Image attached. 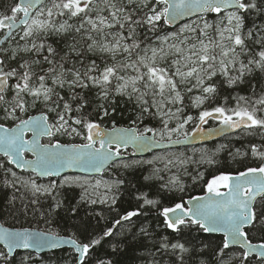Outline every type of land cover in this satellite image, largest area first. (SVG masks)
<instances>
[{"label":"snow or ice","instance_id":"obj_1","mask_svg":"<svg viewBox=\"0 0 264 264\" xmlns=\"http://www.w3.org/2000/svg\"><path fill=\"white\" fill-rule=\"evenodd\" d=\"M0 6V264H64L66 247L89 264L104 244L95 264H264V0ZM225 150L238 167L205 180ZM145 165L143 184L112 177ZM185 176L206 194L185 200ZM98 205L115 213L99 231Z\"/></svg>","mask_w":264,"mask_h":264},{"label":"trees","instance_id":"obj_2","mask_svg":"<svg viewBox=\"0 0 264 264\" xmlns=\"http://www.w3.org/2000/svg\"><path fill=\"white\" fill-rule=\"evenodd\" d=\"M15 0H8V3H14ZM5 11V9L0 6V13H3ZM210 17V16H209ZM130 107L131 106H127V105H121V109L118 111V113L116 114V116L114 117V119L117 122V126H121V127H128L130 125V116H131V112H130ZM146 123H148L146 121ZM104 127H109L110 124L108 122H106L104 125ZM151 126V125H150ZM62 142H69L68 140H66L65 138H61ZM77 142V141H75ZM228 140L225 138H221L215 142H211L207 145H205V147H207L209 150L211 151H215V149L217 147H219V145L221 144H227ZM235 143V142H233ZM236 147H239V144H235ZM181 150H187V149H181ZM232 150L234 151L235 149L232 148ZM220 160V164L218 166L212 167V168H208L207 166L201 167L200 171L204 172V179H210L211 176L213 174H218V172L220 171H234L238 165L235 164V162H233L227 155V150L219 153L218 157ZM191 170V169H190ZM148 166H144L143 168H138V169H130V170H119V172H113L112 173V177L115 178L116 176H120L121 178H124L128 181H131V183L133 184H143V176L148 174ZM105 177H108V173H105ZM183 180L185 182L186 185V191L184 193H182L181 195H183L184 199H188L191 198L192 196H199L204 194L205 190H204V181H200L197 184H193L192 180L190 179V177H183ZM65 196L68 197L69 199H71L72 197H76L78 198L79 196V189H75L72 192H66ZM122 199L125 202H130L131 201V197L129 196V194L127 192L124 193V195L122 196ZM162 199V203L165 206H168L171 203V198L170 197H162L160 198ZM125 207H127V203H125L124 205ZM96 211L97 212H103V219H99V224L97 226V230H102L103 228H105L106 226H111L113 219L115 218V213L114 212H108L107 209L104 206H95ZM91 209L89 207H85L84 209L81 210V217H83L85 215V212L90 211ZM122 210V209H121ZM152 216H157V213L155 211H153V213L150 215L149 219H151ZM89 222L92 225H96V219H93L92 217H88ZM162 219V218H160ZM153 224H155V220H152ZM27 226V225H26ZM35 226V225H33ZM62 226H64L62 224ZM40 228H44L46 227V225H44L43 223H41L39 225ZM107 251V244H104L102 247H98L95 251V253L93 254V259L91 261H89V264H95V259L96 257H100V258H106L105 253ZM61 256L64 257V264H74V254L70 251V250H66L63 249L61 250V252L59 253ZM252 264H257V261L255 260V258H253Z\"/></svg>","mask_w":264,"mask_h":264},{"label":"rangeland","instance_id":"obj_3","mask_svg":"<svg viewBox=\"0 0 264 264\" xmlns=\"http://www.w3.org/2000/svg\"><path fill=\"white\" fill-rule=\"evenodd\" d=\"M210 20L211 19H214V15H210V17H208ZM65 139L66 140H68V138H66L65 137ZM77 142H80L79 140H77ZM201 148H205V146H200V147H195V148H189V149H187V150H180V151H186L187 152V154L188 155H192V153H193V151L194 150H199V149H201ZM207 148V147H206ZM208 149V148H207ZM173 151H175V150H173ZM127 155H128V158L129 159H135V160H142V159H136V158H133L130 154H131V152H129L128 151V153H126ZM153 154H150L149 156H147V157H145V158H143V159H148V158H151V156H152ZM145 166H147V165H145ZM105 178H108V177H105ZM256 260V259H255Z\"/></svg>","mask_w":264,"mask_h":264},{"label":"water","instance_id":"obj_4","mask_svg":"<svg viewBox=\"0 0 264 264\" xmlns=\"http://www.w3.org/2000/svg\"><path fill=\"white\" fill-rule=\"evenodd\" d=\"M220 138H223V137H217L216 139H214V140H210V141H207L206 143H210V142L216 141V140H218V139H220ZM198 145H201V144H200V143H195V144H191V145H182V146H177V147H178V148H184V147H191V146H198ZM173 149H176V148H173ZM129 150L132 151L131 147H129ZM148 154H150V152L138 153V154H136V155L133 156V157H136V158H142V157L147 156ZM205 194H206V193H205ZM205 194H204V195H205ZM65 249H67V250H72L70 247H66Z\"/></svg>","mask_w":264,"mask_h":264},{"label":"bare ground","instance_id":"obj_5","mask_svg":"<svg viewBox=\"0 0 264 264\" xmlns=\"http://www.w3.org/2000/svg\"><path fill=\"white\" fill-rule=\"evenodd\" d=\"M67 250V249H66Z\"/></svg>","mask_w":264,"mask_h":264}]
</instances>
